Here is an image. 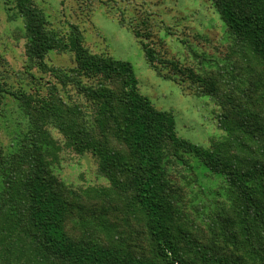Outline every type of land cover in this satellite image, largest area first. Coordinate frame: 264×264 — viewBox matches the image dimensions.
<instances>
[{"label":"trees","instance_id":"1","mask_svg":"<svg viewBox=\"0 0 264 264\" xmlns=\"http://www.w3.org/2000/svg\"><path fill=\"white\" fill-rule=\"evenodd\" d=\"M213 2L247 63L203 76L143 42L157 71L168 62L177 71L168 78L196 80L220 106L224 134L204 146L179 136L174 114L140 92L129 61L91 52L76 25L51 28L36 0H7L35 87L0 76V100L9 94L28 118L0 146V264H264V0ZM55 50L74 55L72 72L47 65ZM68 86L84 100H67ZM50 126L65 148L95 155L107 186L59 182Z\"/></svg>","mask_w":264,"mask_h":264},{"label":"rangeland","instance_id":"2","mask_svg":"<svg viewBox=\"0 0 264 264\" xmlns=\"http://www.w3.org/2000/svg\"><path fill=\"white\" fill-rule=\"evenodd\" d=\"M6 2L0 0V55L4 59L3 64L0 63V76L12 86L22 84L35 87L32 83L34 79L24 73L25 39L13 36L15 29L22 24L21 18L11 20ZM36 2L48 14L51 28L68 34L76 25L91 52L129 61L138 79L140 92L148 96L158 109L174 114L179 136L204 146L216 137H222L224 131L219 124L221 108L216 101L202 93L196 80L187 78L182 84L181 77L168 78L175 71L168 62L165 65L157 62L161 72L157 71L150 65L143 47V42H148L155 48L158 58L175 61L180 67L194 72L199 70L203 76L225 74L236 68L237 64L247 63L248 57L242 55L235 41H232L234 39L228 33L213 0ZM10 3L12 5L14 0H10ZM46 62L62 72H72L76 66L74 55L69 51H51ZM38 69L34 67L33 71L38 76L43 75ZM50 77L46 73L44 80H40L41 85ZM84 82L91 81L85 79ZM61 94L67 100H72L70 96L75 100H84L73 86H68V90L61 91ZM27 125L28 118L18 103L9 94L1 98L0 146L10 144L14 135L23 134ZM49 129L55 140V147L49 149L52 152V169L60 183L76 191L108 185V179L100 174L98 160L92 152L77 153L65 148L63 135L52 126ZM190 160L193 159L190 157ZM174 179L187 188V200L197 198V195H193L197 189L195 185L188 184L179 175ZM72 220H68L67 224L71 225Z\"/></svg>","mask_w":264,"mask_h":264}]
</instances>
